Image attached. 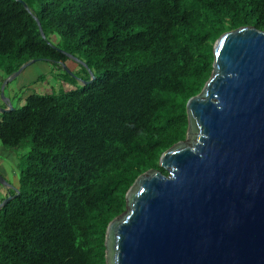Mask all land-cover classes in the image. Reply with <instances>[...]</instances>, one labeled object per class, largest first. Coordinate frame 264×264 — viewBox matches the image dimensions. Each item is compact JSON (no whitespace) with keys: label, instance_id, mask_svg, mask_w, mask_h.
Here are the masks:
<instances>
[{"label":"trees","instance_id":"trees-1","mask_svg":"<svg viewBox=\"0 0 264 264\" xmlns=\"http://www.w3.org/2000/svg\"><path fill=\"white\" fill-rule=\"evenodd\" d=\"M23 1L0 0L4 79L31 60L75 57L95 78L0 110L2 144L29 147L0 198L13 196L0 211V264H107V227L141 174H168L160 157L187 137V102L212 74L216 41L264 30V0Z\"/></svg>","mask_w":264,"mask_h":264},{"label":"water","instance_id":"water-1","mask_svg":"<svg viewBox=\"0 0 264 264\" xmlns=\"http://www.w3.org/2000/svg\"><path fill=\"white\" fill-rule=\"evenodd\" d=\"M32 62L5 80L2 96ZM5 101L1 111L14 109ZM187 113L186 139L160 157L168 174H141L109 223L107 264H264V30L218 38L212 74Z\"/></svg>","mask_w":264,"mask_h":264},{"label":"rangeland","instance_id":"rangeland-1","mask_svg":"<svg viewBox=\"0 0 264 264\" xmlns=\"http://www.w3.org/2000/svg\"><path fill=\"white\" fill-rule=\"evenodd\" d=\"M51 40L54 44L60 45L59 35H52ZM81 62L82 60L77 57L68 59L64 66L46 60L32 62L5 85L4 96H2V86L8 77L4 79V75L0 73V109L3 108V103L6 104L5 99H9L13 107H20L31 93L56 94L81 87L88 81L87 72L89 73L85 64ZM90 76L92 77L91 74ZM17 95L24 99L19 101ZM28 151L29 147L25 146L15 151L11 150L0 140V173L8 182V184L0 183V198L6 195L4 189L8 191V188H14L19 184L20 169Z\"/></svg>","mask_w":264,"mask_h":264},{"label":"crops","instance_id":"crops-1","mask_svg":"<svg viewBox=\"0 0 264 264\" xmlns=\"http://www.w3.org/2000/svg\"><path fill=\"white\" fill-rule=\"evenodd\" d=\"M3 190V189H2ZM3 192H5V194L7 193V191L4 189V191Z\"/></svg>","mask_w":264,"mask_h":264}]
</instances>
